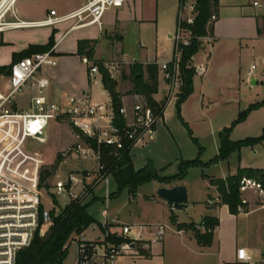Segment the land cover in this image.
Returning a JSON list of instances; mask_svg holds the SVG:
<instances>
[{
    "label": "built area",
    "instance_id": "obj_1",
    "mask_svg": "<svg viewBox=\"0 0 264 264\" xmlns=\"http://www.w3.org/2000/svg\"><path fill=\"white\" fill-rule=\"evenodd\" d=\"M5 1L0 3V13ZM125 2L126 0H85L81 8L70 14L59 15L56 11H51L44 20L29 22L17 19L14 23L2 24V29L57 27L72 21L75 24L70 31L93 25L101 26L107 11L122 8ZM197 2L198 0H180V19L172 36L174 55L170 61L160 64L167 82L166 99L169 102L178 99L177 96L181 93V48L189 46L194 39L192 32L183 24H194L198 14ZM253 6L263 10L260 39L264 42V0H255ZM4 17L5 15L3 19ZM215 20L216 17H213L211 22ZM84 62L88 66L91 80L101 75L97 65L86 58ZM57 63L54 47L47 52L23 58L14 63L7 74H0V264H16L18 252L31 245L39 230L44 234V229L53 224L52 212L56 211V208H42L40 181L45 162L42 157L26 150L28 142L44 144L52 123H71L86 140L77 135V143L62 156L95 161L97 173L94 176L90 171L86 179L103 182L110 174L101 162L102 147L119 151L130 145L133 152L136 147L147 145L156 138L161 114L149 105L143 95L133 96L131 109L124 104L119 108L123 126L115 123L113 103L93 101L89 90L78 97H68L65 103L51 99L48 94L50 81L44 75V69L56 66ZM106 67L111 73L121 69L119 63L106 64ZM257 69V65H252L249 77ZM26 94L29 95L27 106L21 108L18 99ZM78 182L80 180L74 176L69 177L66 182L57 181L52 194L58 197L69 192L72 200L83 201L80 195L67 189L68 184ZM240 192L242 195L247 192L255 193L264 206V179L243 178ZM246 203L242 199V204L238 207L239 213L246 212ZM212 204L214 201H209V205ZM102 216L105 219L102 226L105 228L110 222L106 209L102 211ZM115 228L116 232H108L106 240L99 245H92L83 234L80 235L77 238L81 242L79 264H116L118 257L134 253L137 244L147 247L155 245L167 233L164 225H120ZM110 236L122 238L124 242L113 244L107 241ZM238 259L241 262L248 261L245 249L238 251Z\"/></svg>",
    "mask_w": 264,
    "mask_h": 264
},
{
    "label": "crops",
    "instance_id": "obj_2",
    "mask_svg": "<svg viewBox=\"0 0 264 264\" xmlns=\"http://www.w3.org/2000/svg\"><path fill=\"white\" fill-rule=\"evenodd\" d=\"M254 1L219 0V13L214 21V31L210 36L202 39L204 43L203 49L207 45L214 47L215 44L218 48L219 46L224 48L230 42H237L241 47H243L242 41L263 42L260 39L262 27L261 15L263 12L259 15H256V12L252 13L253 10H261L253 6ZM1 2L2 0H0ZM84 3L85 0H17L12 7L14 8L12 16L22 21L37 22L46 19L51 11H56L59 15H67L81 8ZM179 7L180 0H126L122 8L107 11L101 26L93 25L70 31L74 27V23L67 22L57 27L3 30L0 32V67L12 66L14 64V55L27 50L32 45H47L53 32L56 31L55 53L58 63L56 66H48L44 69V75L50 81L48 94L54 101L65 103L68 97H78L89 90L93 101L103 104H110L112 102L109 92L105 90L100 79L98 81L103 90L102 92L108 95L110 103L98 99V95L95 98L93 97L91 91L92 80L89 77L88 66L85 64L83 58L76 55L78 43L84 40L98 41L95 53L101 45L112 48L113 51L116 50V54H113L114 56L112 55V59L110 60L97 58L95 60L105 61L109 64H121L122 69L116 71V77L118 82L123 86L129 84L132 87L131 78L134 66L146 67L149 64H157L160 69L158 74L159 93L161 72L163 73L160 64L170 61L174 55V50L171 59H165L164 56L157 55L160 23L163 21L164 16L168 17L171 28L166 35L168 39H172V32L175 33L180 19ZM151 28H155L154 38H152L153 36L151 37ZM131 38L134 39V44H137L138 50H140L138 52L140 59L133 62L129 61L130 55L125 52V44ZM151 47L154 48V57L150 56L152 53ZM116 57L118 58L117 61L113 59ZM205 62L206 66L204 65ZM213 62L212 52L207 61L205 59L203 61L200 60L196 54L191 62L192 67L196 70V74L201 78L197 92L198 98L203 103H211L222 96L220 91L213 92L210 90L212 78L215 73H218L217 68H221L219 65H214ZM145 80L149 81L147 73ZM254 81H256V84L259 82L257 79H252L250 81L252 85H256L253 84ZM131 90L132 88L126 94H122L119 91L123 104L128 98H131L133 101L134 95L129 94ZM167 94L166 82L164 102H166ZM195 95L194 89L193 94L187 101ZM25 96H28L29 100V95L26 94ZM163 101L156 102L162 104L164 103ZM176 102L175 111L177 108ZM168 105L166 103V109L158 122V133L154 141L147 145L136 147L135 149L138 150L136 157L133 156L132 152L133 162L137 169L144 168L149 162H152L163 177H172L177 174L165 175L162 173L170 166L168 163L170 151L167 149L166 144H170L175 150L178 145L176 139L169 135L170 128L166 129ZM128 108L131 109V106ZM182 119L184 121L183 125L184 123L188 125L183 116ZM56 125L57 123H52L49 131H52ZM241 168L239 166L230 175H236ZM227 177L222 179H226ZM211 180L213 179H210V182ZM181 185L183 184L180 181L172 184H162V187L173 188ZM211 188L216 192V196H211L205 203L209 214H205V216L201 215L202 220L200 224L181 218L174 211L177 209L163 200L170 204L171 214L175 216V220L171 219L170 221L171 225L165 226L168 227L166 236L160 243L150 245L149 249L143 247L137 248L129 256H135L139 260L138 264H264V206L259 202L257 195L255 193L242 195V199L247 201L244 205L246 212L234 214L227 205L220 202L217 189L213 186ZM133 195L135 196L136 194ZM209 201H214V204L209 205ZM162 204L164 205L165 203ZM207 217L218 219L219 225L213 233L211 243L208 246H203L196 237V232L193 228H180V226L185 225L189 227L190 225H196L198 231L203 234L205 233V228L201 227V224ZM109 220L115 221L117 224L115 227L122 225L119 224L118 218ZM138 225L149 226L151 223L141 222ZM240 249H245L248 256L247 262H241L238 259V251ZM141 250H144L147 255H141Z\"/></svg>",
    "mask_w": 264,
    "mask_h": 264
},
{
    "label": "rangeland",
    "instance_id": "obj_3",
    "mask_svg": "<svg viewBox=\"0 0 264 264\" xmlns=\"http://www.w3.org/2000/svg\"><path fill=\"white\" fill-rule=\"evenodd\" d=\"M13 9L9 12L3 10L0 13V15H5L2 24L14 23L17 20L12 16ZM255 12L256 15H259L263 11L253 10L252 13ZM72 22L75 24L74 21ZM170 28V20L167 16H164L163 21L160 23L157 55L164 56L165 59H171L174 50L173 39H168L166 35ZM154 31L155 28H151L152 38H154ZM172 33L174 34V32ZM242 42L243 47L237 42H230L224 48L220 46L218 48L215 44L214 47L207 45L204 49V43L202 42L200 50L197 53L200 60L203 61L205 59L207 61L212 52L213 64L221 67L217 68L219 74H214L210 87V90L213 92H221L222 96L219 99L217 98L211 103H203L198 98L197 90L199 89L201 78L196 74L194 77L196 95L187 101V103L181 104L180 107L181 117L185 118L193 133V137L197 138L203 147L201 155L199 154V147L194 143L188 129L179 118L177 108L175 111V102L178 99L176 101L172 100L170 104L168 99H166L167 105L169 104L167 106L166 129L170 128L169 135L176 139L178 145L175 150L170 144H166L167 149L170 151L168 160L170 166L162 173L165 175L176 174L179 172L181 160H193L199 155L201 160L208 164L206 168L197 167L190 169L181 181L189 192L188 205L184 210L174 211L186 221H195L197 224H200L202 220L201 215L205 216V214H209L205 203L211 196H216V192L210 186V179L225 178L239 166L242 168L264 170V141L254 147H243L233 153L228 160L215 163L220 148L219 134L226 128H232L231 139L233 141L259 138L264 134V42ZM153 51L154 48L151 47V57H154L155 52L153 53ZM125 52L130 55V62L140 59L138 56L140 50H138L137 44H134L133 38L126 42ZM113 54H116V50L113 51L112 48L101 45L97 48L95 58L110 60ZM113 59L118 60L117 57ZM99 62L104 64L107 69L106 64L109 63L105 61ZM204 65L206 66V62ZM252 65H257L258 70L254 72L252 77H249L248 73ZM111 75L118 83V92L126 94L130 88H133L129 84H125V86L121 85L117 80L116 72H112ZM99 79L102 82V75L92 80L91 91L93 97L95 98L98 95V99L110 103L108 95L102 92ZM252 79H257L259 82L256 85H252L250 82ZM100 93H102L101 96ZM165 96L166 81L161 72V85L159 93L155 95L154 100L161 102ZM18 100L21 108L27 106L28 96H21ZM131 104V98L124 101V105L127 107H130ZM243 113L247 116L242 122H239L238 120ZM72 128L73 126L69 122H59L52 131L47 132L44 144L35 141L26 144V150L44 159L45 164L42 166L43 169L52 173V177L47 180L46 185L41 189L42 208L47 210L56 208V211H54L59 215L66 206L70 205L74 200L70 198L69 192L58 197L52 193H54L53 189L57 181L62 180L66 182L69 180V177L74 176L80 182L68 184L67 189L80 195V199H83L84 202L91 203L89 212L99 223L94 228H89L83 234L88 241H91L92 245H99L102 241L106 240L108 232L111 234L116 232L115 225L117 224L113 220L105 228L102 226L105 220L102 216V211L105 209L108 211L109 219L118 218L119 224L122 225H138L141 222H149L151 225H171L170 221L171 219L174 221L175 216L171 214L170 204L164 202L158 195L159 189L162 188V184L159 182L153 181L140 186L135 196L129 189H124L118 196L112 198V194L118 190L111 174L106 176L107 179L103 182L86 179L90 171L94 176L97 173L98 167L95 161L80 160L67 156L62 157L63 160L58 165V156L77 143V137H75L77 135ZM137 152L138 150L135 149L133 156L136 157ZM54 167H57V169H54ZM246 194L249 195L251 192H247ZM153 199L155 200L153 201ZM162 203L165 204L163 205ZM80 243L79 239L72 242L65 264H79ZM111 243L117 244L115 242ZM141 247L145 249L150 248V246L147 247L144 244H137L138 249ZM138 262L139 260L135 256L122 255L117 258L116 264H138Z\"/></svg>",
    "mask_w": 264,
    "mask_h": 264
},
{
    "label": "trees",
    "instance_id": "obj_4",
    "mask_svg": "<svg viewBox=\"0 0 264 264\" xmlns=\"http://www.w3.org/2000/svg\"><path fill=\"white\" fill-rule=\"evenodd\" d=\"M197 17L193 25L187 27L193 34L194 39L187 47L181 48L180 72L182 79L181 93L177 100L178 116L182 123L184 122L181 114V104L194 92V77L196 70L192 67L191 62L193 57L199 52L202 45V39L210 36L214 31L213 17H218L219 0H198L197 2ZM55 34L53 32L49 43L45 46L32 45L27 50L14 55V62L23 58L30 57L34 54L44 53L55 46ZM98 41L84 40L78 43L77 56L83 59H88L94 65H97L101 71L102 84L106 91L109 92L113 107L116 113L115 123L123 126V118L119 115L118 110L123 105L121 94L117 91V81L113 79L111 73L105 68V65L95 60V51ZM11 66L0 67V74H7ZM146 68V71H145ZM159 66L157 64H149L144 66H134L132 72V90L130 95H143L151 107L163 115L166 109V102L159 104L154 100V95L158 93V74ZM148 74L149 81L145 80V75ZM243 113L238 120L242 122L246 118ZM194 143L199 147L200 155L203 147L199 141L193 137L189 126L184 123ZM76 135L81 136L86 140L83 134L72 128ZM232 128H226L219 134L220 149L219 154L215 159V163L228 160L233 153L243 147H254L264 141V134L259 138H249L243 141H233L231 139ZM88 141V140H87ZM200 155L193 160H181L179 164V172L172 177L161 176L160 171L156 169L152 162H149L141 172H137L135 167L130 145H126L124 149L115 151V149L102 147L101 162L105 165V170L111 174L117 185V192L112 194V198L118 196L124 189H129L132 194H136L138 188L144 184L157 181L161 184H172L182 181L192 168H206L208 164L201 160ZM63 156H58V165L62 162ZM54 169H57V167ZM52 177V173L48 170H43L41 174L40 186L43 188L47 180ZM243 178H251L256 180L264 179V170L251 168H241L236 175H230L226 179H213L211 186L217 189L220 202L227 205L230 211L234 214L238 213V207L242 204V194L240 192V183ZM91 203L82 200H74L66 209H63L59 215L53 214V224L49 228L44 229V234L41 230L37 232L34 240L29 247L21 249L17 254L16 264H65L72 242L84 234L89 228L99 224L95 217L89 212ZM219 225L216 218L207 217L203 220L201 227L205 228V233L198 231L196 225L185 226L180 228H193L196 232V237L203 246H208L213 238V233ZM107 241L117 244L123 243L122 238L110 236ZM141 255L146 256L147 253L141 250Z\"/></svg>",
    "mask_w": 264,
    "mask_h": 264
},
{
    "label": "water",
    "instance_id": "obj_5",
    "mask_svg": "<svg viewBox=\"0 0 264 264\" xmlns=\"http://www.w3.org/2000/svg\"><path fill=\"white\" fill-rule=\"evenodd\" d=\"M256 84V81L253 82ZM143 168L138 169L137 172H141ZM158 195L162 200L167 201L175 207L177 210H182L188 205V191L185 186H176L173 188H160ZM67 206L65 207V209Z\"/></svg>",
    "mask_w": 264,
    "mask_h": 264
},
{
    "label": "bare ground",
    "instance_id": "obj_6",
    "mask_svg": "<svg viewBox=\"0 0 264 264\" xmlns=\"http://www.w3.org/2000/svg\"><path fill=\"white\" fill-rule=\"evenodd\" d=\"M15 4V0H6L5 2H3V10L6 11H10V9L14 6ZM4 13V12H3ZM4 15V14H3ZM3 15L1 14L0 15V32L3 31V29L1 28L3 25H2V21H3Z\"/></svg>",
    "mask_w": 264,
    "mask_h": 264
}]
</instances>
